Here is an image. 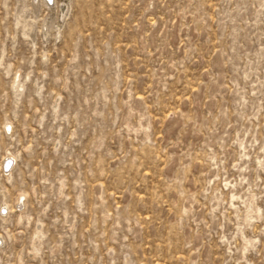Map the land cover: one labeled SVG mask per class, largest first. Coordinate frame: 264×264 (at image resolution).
Returning a JSON list of instances; mask_svg holds the SVG:
<instances>
[{
    "label": "rangeland",
    "instance_id": "rangeland-1",
    "mask_svg": "<svg viewBox=\"0 0 264 264\" xmlns=\"http://www.w3.org/2000/svg\"><path fill=\"white\" fill-rule=\"evenodd\" d=\"M0 264H264V0H0Z\"/></svg>",
    "mask_w": 264,
    "mask_h": 264
},
{
    "label": "bare ground",
    "instance_id": "bare-ground-1",
    "mask_svg": "<svg viewBox=\"0 0 264 264\" xmlns=\"http://www.w3.org/2000/svg\"><path fill=\"white\" fill-rule=\"evenodd\" d=\"M46 1V0H45ZM48 1V0H47ZM49 2V1H48ZM10 165H11V162L10 161H8L7 163H6V168H9L10 167Z\"/></svg>",
    "mask_w": 264,
    "mask_h": 264
},
{
    "label": "water",
    "instance_id": "water-1",
    "mask_svg": "<svg viewBox=\"0 0 264 264\" xmlns=\"http://www.w3.org/2000/svg\"><path fill=\"white\" fill-rule=\"evenodd\" d=\"M49 1H51V0H49Z\"/></svg>",
    "mask_w": 264,
    "mask_h": 264
}]
</instances>
